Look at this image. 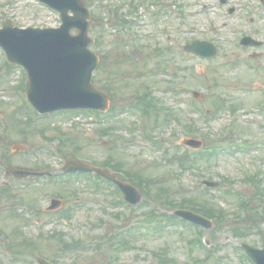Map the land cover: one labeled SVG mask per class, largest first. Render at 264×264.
I'll use <instances>...</instances> for the list:
<instances>
[{
  "label": "rangeland",
  "instance_id": "rangeland-1",
  "mask_svg": "<svg viewBox=\"0 0 264 264\" xmlns=\"http://www.w3.org/2000/svg\"><path fill=\"white\" fill-rule=\"evenodd\" d=\"M101 1L89 2L90 35L103 40L98 49L92 48L97 53L101 50L103 58V71L97 74L100 83L95 85L110 90L111 109L130 106L145 94L158 106L146 118L128 112L105 122L98 115L80 112L38 119L23 109L24 95H17V86L22 79L26 86L27 79L19 69L6 72L0 50V92H4L0 93V184L7 181L11 187L9 193H0V264H38L39 258L72 264L73 257L77 264H161L157 254L165 253L173 260L171 264H189L188 245L183 240L192 239L195 233L187 225L160 216L172 214L173 208L151 201L134 211L123 207L120 210L128 219L124 216L120 222L112 215L117 210L110 207L117 194L104 185L100 192L94 190L88 177L67 183L55 179L51 186L46 182L24 185L12 176L6 180L10 163L42 164L56 172L65 161L75 159L95 165L121 162L123 169L139 176L142 189L159 195L155 201L169 205L183 201L190 206L194 200L203 203L204 196L214 198L213 205L224 210L227 219L220 228L216 224L210 231L202 229L215 254L198 248L194 258L209 256L210 264H251L238 248L243 242L256 247L264 244L258 239L264 233V109L259 106L264 103V58L252 62L250 51L238 48L236 42L242 34L264 41V1L229 0L224 7L220 0H135L136 9L131 6L134 0ZM230 6L236 10L233 16L228 15ZM121 17L132 25L122 26ZM6 19L19 28L61 24L56 12L33 0H0V27ZM233 29L241 34H232ZM197 39L217 44L219 55L204 60L182 49ZM193 91L200 92L203 100H195ZM224 101L228 102L225 108ZM231 106L236 107V115L230 112ZM197 109L207 112L206 116L201 117ZM218 110L219 118L214 119ZM190 127L199 129L202 136L195 137L203 141V148L216 145L231 151L224 150L217 160L191 158L181 166V160L187 159L176 153L183 152L180 142L184 138L194 137L188 134ZM104 128L109 134L101 136ZM17 142L29 147V152H13L11 147ZM165 143L175 148L168 151ZM246 174L258 181L246 179ZM204 179L221 186L207 192L201 184ZM58 193L65 197H57ZM254 195L259 198L253 199ZM45 196L61 199L62 208L45 213ZM99 199L102 205L98 206ZM243 200L251 201V209L240 215ZM30 204L36 205L35 211H27ZM37 211H41L38 216ZM237 215L243 222L233 221ZM39 217L46 222L42 230L34 226ZM53 220L58 221L55 228ZM144 220L146 227L132 229L127 247L117 249L118 227L136 226ZM165 225L173 226L165 230ZM235 228L244 230L247 237L231 238L227 232Z\"/></svg>",
  "mask_w": 264,
  "mask_h": 264
},
{
  "label": "water",
  "instance_id": "water-1",
  "mask_svg": "<svg viewBox=\"0 0 264 264\" xmlns=\"http://www.w3.org/2000/svg\"><path fill=\"white\" fill-rule=\"evenodd\" d=\"M43 1L61 12L63 26L60 29H13V22L7 21L4 29L0 30V45L8 52L10 61L24 65L29 71V98L42 111L69 108L107 109V96L91 84L98 57L88 49L92 40L88 37L89 12L84 3L82 0ZM70 10L74 17L69 16ZM72 29H78L79 34L72 36ZM186 50L202 56H213L216 51L211 44L206 43H194L187 46ZM191 144L199 145L196 142ZM67 169L95 171L114 180L112 176L83 163L69 164ZM122 188L129 201L138 202L137 191L127 185H122ZM176 214L197 224L211 226L207 220L191 212L178 211ZM248 250L258 264H264V251Z\"/></svg>",
  "mask_w": 264,
  "mask_h": 264
},
{
  "label": "trees",
  "instance_id": "trees-1",
  "mask_svg": "<svg viewBox=\"0 0 264 264\" xmlns=\"http://www.w3.org/2000/svg\"><path fill=\"white\" fill-rule=\"evenodd\" d=\"M191 205V204H190ZM181 207H184L185 205L184 204H181L180 205ZM198 206L199 205H196V206H193V209H195V210H197V211H202L203 213H205V214H207V215H210V212L211 211H209V210H203V206H200V209H198ZM216 215H218V212H213V218L216 216Z\"/></svg>",
  "mask_w": 264,
  "mask_h": 264
}]
</instances>
